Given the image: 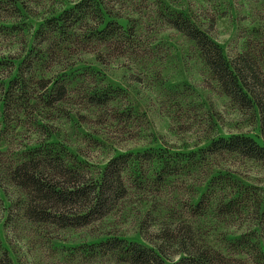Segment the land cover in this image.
<instances>
[{"label": "rangeland", "instance_id": "obj_1", "mask_svg": "<svg viewBox=\"0 0 264 264\" xmlns=\"http://www.w3.org/2000/svg\"><path fill=\"white\" fill-rule=\"evenodd\" d=\"M81 1L4 0L13 6L0 10V58L19 63L29 51L40 53V25ZM100 1L107 21L128 30L125 48L92 44L66 51L52 70L39 73L63 79L66 100L53 108L37 101L5 116L0 264H118L101 247L116 238L173 254L167 238L185 229L227 256L252 262L258 242L264 250V162L203 154L213 140L235 135L264 146L263 117L222 92L194 42L167 19L185 14L231 61L246 55L264 76V0ZM46 143L92 169L134 155L125 174L128 196L86 228L29 221L27 196L8 170L24 151Z\"/></svg>", "mask_w": 264, "mask_h": 264}, {"label": "trees", "instance_id": "obj_2", "mask_svg": "<svg viewBox=\"0 0 264 264\" xmlns=\"http://www.w3.org/2000/svg\"><path fill=\"white\" fill-rule=\"evenodd\" d=\"M12 6L0 0V10H10ZM167 23L194 42L227 97L243 109L260 111L264 132V76L257 63L246 55L231 61L223 48L185 14L176 13L168 17ZM128 35L123 25L107 21L100 0H82L74 8L48 19L35 34V39L39 38L45 49L40 53L29 51L19 63L0 58V131L4 128L6 114L23 113L37 101L53 108L68 97L63 79L53 81L40 77L41 69L49 71L54 62L73 48L89 49L92 44L125 48ZM204 153L237 154L264 162V146L244 135L215 139ZM23 155L9 167L8 178L25 192L24 214L33 223L60 229L86 228L112 214L129 194L125 174L132 154L118 155L98 169L70 158L71 153L56 143L29 148ZM261 203L264 205V198ZM262 217L264 219V208ZM167 239L176 250L173 254L168 248L155 249L117 238L101 243V247L107 254L114 255L118 264H264L260 242L255 260L249 262L214 249L192 229Z\"/></svg>", "mask_w": 264, "mask_h": 264}]
</instances>
